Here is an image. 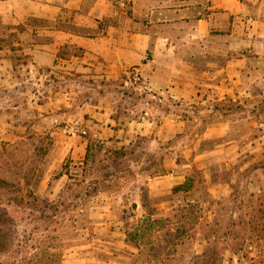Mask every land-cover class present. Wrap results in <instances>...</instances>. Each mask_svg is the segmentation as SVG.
I'll return each instance as SVG.
<instances>
[{
  "label": "crops",
  "instance_id": "obj_1",
  "mask_svg": "<svg viewBox=\"0 0 264 264\" xmlns=\"http://www.w3.org/2000/svg\"><path fill=\"white\" fill-rule=\"evenodd\" d=\"M45 132L52 173L89 138L172 143L170 159L178 138L214 140L198 156L238 169L208 175L214 190L264 193V0H0V153ZM188 178L172 167L147 186L158 197Z\"/></svg>",
  "mask_w": 264,
  "mask_h": 264
},
{
  "label": "rangeland",
  "instance_id": "obj_2",
  "mask_svg": "<svg viewBox=\"0 0 264 264\" xmlns=\"http://www.w3.org/2000/svg\"><path fill=\"white\" fill-rule=\"evenodd\" d=\"M202 129L195 123L191 132ZM37 134L41 143L0 153V264H264V193L246 191L241 179L214 190L208 175L227 180L238 171L198 156L214 140L178 138L170 159L163 148L172 143L112 149L90 138L78 162L67 158L52 173L43 155L50 134ZM172 167L193 188L154 197L150 176Z\"/></svg>",
  "mask_w": 264,
  "mask_h": 264
},
{
  "label": "trees",
  "instance_id": "obj_3",
  "mask_svg": "<svg viewBox=\"0 0 264 264\" xmlns=\"http://www.w3.org/2000/svg\"><path fill=\"white\" fill-rule=\"evenodd\" d=\"M89 139H88V148H89L90 144L92 143L91 142L92 138L90 139V141H89ZM192 188H193L192 180H191V178H188V180L184 184L174 187L173 193L187 192V191L191 190Z\"/></svg>",
  "mask_w": 264,
  "mask_h": 264
},
{
  "label": "built area",
  "instance_id": "obj_4",
  "mask_svg": "<svg viewBox=\"0 0 264 264\" xmlns=\"http://www.w3.org/2000/svg\"><path fill=\"white\" fill-rule=\"evenodd\" d=\"M132 77H133L135 82H140V81L144 80L142 75H141V73H140V71H138V70H134L132 72ZM83 134H86V132H83Z\"/></svg>",
  "mask_w": 264,
  "mask_h": 264
}]
</instances>
